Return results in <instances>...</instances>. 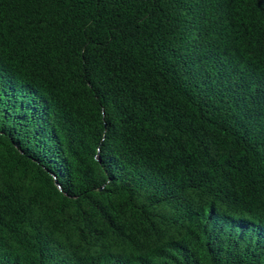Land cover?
Here are the masks:
<instances>
[{
	"label": "trees",
	"instance_id": "trees-1",
	"mask_svg": "<svg viewBox=\"0 0 264 264\" xmlns=\"http://www.w3.org/2000/svg\"><path fill=\"white\" fill-rule=\"evenodd\" d=\"M0 264H264V0H0Z\"/></svg>",
	"mask_w": 264,
	"mask_h": 264
}]
</instances>
